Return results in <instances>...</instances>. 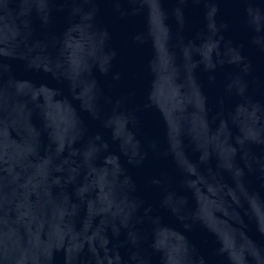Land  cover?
<instances>
[{
    "label": "water",
    "instance_id": "95a60500",
    "mask_svg": "<svg viewBox=\"0 0 264 264\" xmlns=\"http://www.w3.org/2000/svg\"><path fill=\"white\" fill-rule=\"evenodd\" d=\"M0 264H264V0H0Z\"/></svg>",
    "mask_w": 264,
    "mask_h": 264
}]
</instances>
